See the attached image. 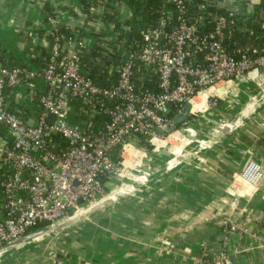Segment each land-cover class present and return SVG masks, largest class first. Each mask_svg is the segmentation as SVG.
Returning a JSON list of instances; mask_svg holds the SVG:
<instances>
[{
  "label": "built area",
  "instance_id": "built-area-1",
  "mask_svg": "<svg viewBox=\"0 0 264 264\" xmlns=\"http://www.w3.org/2000/svg\"><path fill=\"white\" fill-rule=\"evenodd\" d=\"M168 1L174 4L175 23L168 30L162 26L145 29L140 48L122 54L117 78L107 86L93 83L80 72L79 52L86 42L79 37L68 36L60 44L54 35L47 60L38 70L0 66V124L9 133V138L0 137V246L38 222L54 223L71 215L79 208L78 202L87 203L100 195L106 181L122 178L126 169L140 167L149 150L140 147L138 134L152 146L162 142L164 134L178 133V126L174 128L167 115L171 105L179 106L177 113H181L182 104L188 102L192 113V103L199 94L205 93L206 103L215 95L210 89L217 85L235 82L238 77L253 82L264 72V48L234 58L220 43L221 17H213L210 33L198 35L184 17L183 0ZM165 16L162 12L160 19L164 21ZM260 26L264 27V21ZM193 52L200 55L199 62L191 60ZM139 65L156 73V91L141 88L134 80ZM35 78L43 83L42 92L36 96L39 112L18 116L8 111L3 89L11 92L24 80ZM15 95L23 98L21 92ZM70 100L75 101L77 111H70ZM82 114L86 115L85 123L75 118ZM68 116L75 121L68 122ZM101 117L105 119L97 125ZM165 128L170 131L165 132ZM49 134L65 141L60 151L47 149ZM134 150L142 156L136 165H125ZM263 175L260 164L249 159L237 177L255 186ZM225 232L232 233L233 229ZM226 238L222 237L223 242ZM198 248L203 253L206 244L200 242Z\"/></svg>",
  "mask_w": 264,
  "mask_h": 264
},
{
  "label": "crops",
  "instance_id": "crops-1",
  "mask_svg": "<svg viewBox=\"0 0 264 264\" xmlns=\"http://www.w3.org/2000/svg\"><path fill=\"white\" fill-rule=\"evenodd\" d=\"M43 4L50 8L49 19ZM213 4L249 14L257 2ZM130 13L127 0H0V53L9 61L38 57V64L49 35L60 26L78 33L87 46L95 34L105 46L118 32L105 15L121 23ZM29 83L38 87L36 78ZM263 87L245 80L219 84L214 96L187 114L185 125L204 135ZM187 147L196 144L189 141ZM206 147L114 205L5 252L0 264H264V175L255 186L237 177L249 159L264 166V104ZM149 157L155 160L154 153ZM112 182L117 180L104 186ZM229 228L233 232L226 234ZM200 242L206 244L203 253Z\"/></svg>",
  "mask_w": 264,
  "mask_h": 264
},
{
  "label": "trees",
  "instance_id": "trees-1",
  "mask_svg": "<svg viewBox=\"0 0 264 264\" xmlns=\"http://www.w3.org/2000/svg\"><path fill=\"white\" fill-rule=\"evenodd\" d=\"M130 7V16L123 22H118L112 15H105L107 19L113 21V30H117V35L112 38L105 46L103 42L98 40L96 34L94 35V42L90 46H85L83 50L79 52V70L80 72L93 83L107 86L115 82L117 78V67L121 63L122 54L127 51L137 52L141 46V34L147 28H153L162 26L163 29L168 30L175 23L176 12L174 10V4L168 0H127ZM185 7V18L187 23L192 24L195 33L198 35H205L210 33L214 28L213 17H221L222 19V39L221 45L225 51L237 58L240 53L252 55L251 50H255V53H259L264 48V27H261V23L264 21V0H260L259 3L252 6V10L249 14L229 12L225 9L218 8L213 4V0H183ZM43 9L46 11L47 16L51 15L50 8L43 4ZM166 14L164 21L160 19L161 13ZM46 17V15H45ZM50 16H48L49 19ZM47 18V17H46ZM81 30H78L80 32ZM55 34L49 35V41H51L54 35L59 38V43H63L68 36L74 38L79 37L78 33L72 32L67 27L60 26L55 28ZM193 51V48H190ZM45 51V50H44ZM41 51V57H39V63L37 64L34 57L29 61H9L6 56L4 57L0 53V66L9 67L14 65L24 66L28 69L38 70L42 67L48 57V49L44 53ZM43 52V53H42ZM194 53V52H193ZM192 53V54H193ZM194 62L200 61V55L194 53L191 57ZM42 61V62H41ZM138 71L134 74V80L140 85L141 88L156 91L157 75L156 73H150L144 66H138ZM149 75H147V72ZM34 79H26L22 82L24 85V93L20 91L22 85H18L11 92L9 89H3L4 101L7 104V110L15 113L18 116L33 115L39 112V106L36 102V96L42 92V89H32L29 82ZM16 90V91H15ZM13 92H21L24 96L22 100L17 97ZM70 111H77V105L75 101H69ZM179 106L171 105L167 113L169 118H173L178 110ZM77 116V115H76ZM83 123L86 122V115L82 114L80 119ZM73 121L74 118H71ZM105 117H101L97 122L103 121ZM174 128L178 126L177 123L173 124ZM0 137H8L9 133L7 129L0 124ZM138 139L141 140V135L138 134ZM65 145V141L57 134H49L46 140V147L49 151H60ZM147 144H145L146 146ZM149 148V146H148ZM158 155L155 154V159ZM2 171L0 169V179L2 177ZM1 195V188H0ZM79 207L86 206L85 202H78ZM44 222H38L34 228H38L45 225Z\"/></svg>",
  "mask_w": 264,
  "mask_h": 264
},
{
  "label": "water",
  "instance_id": "water-1",
  "mask_svg": "<svg viewBox=\"0 0 264 264\" xmlns=\"http://www.w3.org/2000/svg\"><path fill=\"white\" fill-rule=\"evenodd\" d=\"M236 80L238 82H242L243 80L248 81L244 77H238ZM253 83H255L258 86H264V72L258 73V75L254 79ZM260 91L261 90H259L258 93ZM253 98L254 97L248 98L247 101L245 102V104L242 106V108H241L242 110L240 112H241V115H242L243 119L241 120V122L244 119L248 118L256 110L255 106H254V103H253ZM189 111H190V104L188 102H185V103L182 104V112L181 113H177L172 118L173 122L178 124L177 131L183 138H186V139L191 140V141L197 140L198 138L209 140V142L207 143V147H209L218 138H220L221 136H223L225 134H228V133H230L232 131V130H228V131H225V132H223L221 134H218L217 136H215L213 134V130L217 129V127L220 125V123H222L224 120H226L229 117V115H225L224 114L223 120L221 122H215L213 124L214 127L211 126L213 128H211L209 131L207 130V132L205 131L204 132L205 134L203 135L201 132H199V130L197 128H195V127H193L191 125H183L182 124L184 122V120L187 118V114L189 113ZM30 123H31V120L27 121V124H30ZM164 130H165V132H169L170 131L169 128H165ZM206 135H208V136L206 137ZM197 152L198 151L195 150L193 152V154H191L189 156L187 154L184 155L182 157V159H181L180 164L182 162L186 161L187 159H189L190 157H193ZM157 154L159 156H162L163 158H165V157L169 156V151H168V149H159L157 151ZM188 154H190V153H188ZM153 161H154L153 158L146 157L145 159L142 160V165H150L151 163H153ZM140 167H133L132 170L137 171V173H142V172L147 171V170L150 169V167H146L145 169L144 168L142 169ZM261 169L264 172V166L261 165ZM130 172L131 171L129 169L124 170L123 177L129 178L127 175ZM115 179L117 181L121 180V178H118V177H115ZM130 182H132L131 187H129L128 189H125V190H121L120 192L119 191H117V192L122 193V195H125V194L130 193L131 191H134L135 190V187H134L135 185L145 184V182H135V181H132V180H130ZM124 185H126V184H124ZM121 186H123V185L118 186L116 189H119V187H121ZM114 199H115V197L112 196L111 199H107V200H111L112 201ZM102 204H104V202ZM85 209L86 210H83V212H74L71 215H69V216H67V217H65V218H63V219H61V220H59L57 222L45 224V225H42V226H40L38 228L31 229L30 231H27L26 233L22 234L21 236H19V237L15 238V239H12V240L2 244L0 246V254L3 255L5 252L13 249L14 247L22 245V244H24L26 242H29V241H31L33 239L39 238V237L44 236L46 234L56 232V231H58L60 229H63L65 227H67V226H70L71 224H74V223H76V222H78V221H80L82 219H85L86 217H88L89 215H91L95 211V209H92V206H87Z\"/></svg>",
  "mask_w": 264,
  "mask_h": 264
},
{
  "label": "bare ground",
  "instance_id": "bare-ground-1",
  "mask_svg": "<svg viewBox=\"0 0 264 264\" xmlns=\"http://www.w3.org/2000/svg\"><path fill=\"white\" fill-rule=\"evenodd\" d=\"M210 91H213L212 89H210ZM219 91V90H218ZM218 91H216V93L218 94ZM215 92V91H214ZM261 92V91H260ZM258 93L257 95H260L261 93ZM204 97H205V93L203 94H199L198 95V98L195 102L192 103V106H191V109H197V108H200L202 105H203V100H204ZM254 99V98H253ZM264 103V99H261L259 102H257L255 104V109H257L258 107H260L262 104ZM242 108V107H241ZM239 109L240 111L242 109ZM238 110V111H239ZM237 111V112H238ZM236 112V113H237ZM235 113V114H236ZM233 114L232 116L228 117L226 120H224L222 123H220V125L217 127V129L213 130V134L215 136H217L218 134H221L225 131H228V130H233L240 122L241 120L243 119L242 118V115L240 114L238 116V120H236V122L231 123V118H233V116L235 115ZM171 137V136H170ZM172 137H174V139L177 141H179L181 143V146L182 148H185L187 147V145H189V141L190 143L191 142H194L196 144V147L194 149H192L191 147L188 148L186 151H183L182 149V154L179 155L178 152H179V149L177 150L178 152L175 154L176 156H173L172 153L170 152V149L168 150L169 151V156L165 157L161 163L157 164L155 163L154 165H152L150 167L149 170L147 171H144L142 173H136L134 176L131 177V180L132 181H135V182H145L148 183L149 181L153 180V179H157L158 177L164 175L165 173L173 170L174 168H176L180 162H181V159L184 155H186L187 153H189L190 151L192 152L193 150H196V151H200L202 148H204L205 146H207V143L209 142V140H206V139H202V138H198L197 140H194V141H191V140H188L186 138L182 139L183 137L178 134V133H174L172 134ZM159 143H163V142H159ZM178 148V147H177ZM181 152V151H180ZM142 156L141 152L137 151V150H134L130 153V155L128 157H130L129 159H125V165H136L137 162H138V157ZM131 184L132 182L128 183L125 185V187L123 188V190L125 189H128L129 187H131ZM124 186V185H123ZM111 195V192H108L105 196L106 199H111L110 197ZM101 199V198H100ZM100 199H98L96 201V203H100V202H103L105 200H101L99 201ZM92 206V205H91ZM87 206H84V207H81V208H78L75 212H83V210H86ZM2 256V254H0V257Z\"/></svg>",
  "mask_w": 264,
  "mask_h": 264
},
{
  "label": "rangeland",
  "instance_id": "rangeland-1",
  "mask_svg": "<svg viewBox=\"0 0 264 264\" xmlns=\"http://www.w3.org/2000/svg\"><path fill=\"white\" fill-rule=\"evenodd\" d=\"M36 84H37V88H40V89H42V79L41 78H36ZM21 85H22V87L20 88V91L22 92V94L24 93V85L21 83ZM261 94L260 95H256L255 97H254V99H253V101H254V106H255V104L257 103V102H259L261 99H264V87L261 89V92H260ZM22 100L24 99V96H23V98H21ZM236 120H238V119H236ZM236 120H235V122H236ZM67 121L68 122H72V119H71V117L70 116H68L67 117ZM214 127V126H213ZM213 127H210L209 129H208V131L211 129V128H213ZM207 132V131H206ZM174 133H177V132H173L172 134H174ZM172 134L171 135H165L164 134V138L162 139V142H164V143H159L158 141H156V144H153L152 146H150L148 143H146V141H144V140H142V141H140V143H139V145H140V147H144L145 146V144H147L146 145V147H148L149 146V148H148V152H146L147 153V157H149V153H154V154H156V155H158L157 154V151L156 152H150L151 150H150V147L151 148H153V147H157L158 149H170V152L172 153V155L173 156H176L175 154L178 152L177 150L179 149V152H178V154L179 155H181L182 154V152L183 151H186L189 147H185V148H182V146H181V143L177 140H175L174 139V137H172ZM171 136V137H170ZM208 135H206V137H207ZM205 137V138H206ZM182 139H184V138H182ZM178 147V148H177ZM183 151H182V150ZM181 151V152H180ZM195 150H193L192 152L190 151L189 153L190 154H188L187 153V155L189 156V155H191V154H193V152H194ZM141 154H142V152H141ZM130 157H127L126 159H129ZM157 159H155L154 160V162L155 163H157V164H159V163H161L162 161H164L163 159V157L162 156H157L156 157ZM155 163H151L150 165H142L141 164V167L140 168H146V167H151L152 165H154ZM133 166V165H132ZM131 172L130 173H128V177L129 178H125V177H122L121 178V180L120 181H117V182H112V183H110V185H105V186H107V187H105V186H103V190H102V192H101V194L100 195H98L97 197H95L93 200H91V201H89V202H87L86 203V206H91L92 205V209H95V211L93 212V213H96L97 211H101V210H103L105 207H107V206H112V205H114L117 201H118V199L120 198V197H124L125 195H130V194H134V192H135V190L137 189V187L138 186H145V184H138V185H135L134 187H135V190L134 191H131L130 193H128V194H125V195H122V193H119V192H117L116 191V188L118 187V186H120V185H124V184H128L129 182H130V180H131V176H134L136 173H137V171H135V170H132L131 168L129 169ZM115 191V192H114ZM108 192H111V193H113V195L112 196H114L115 197V199L114 200H105V201H103L104 202V204H102L103 202H101V203H96V201L98 200V199H100L101 197H103V196H105ZM104 198V197H103ZM79 208H81V207H79ZM31 229H34V227L33 228H30V230Z\"/></svg>",
  "mask_w": 264,
  "mask_h": 264
}]
</instances>
